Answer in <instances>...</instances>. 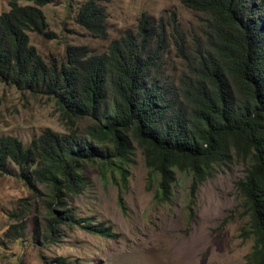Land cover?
Wrapping results in <instances>:
<instances>
[{
    "label": "trees",
    "instance_id": "16d2710c",
    "mask_svg": "<svg viewBox=\"0 0 264 264\" xmlns=\"http://www.w3.org/2000/svg\"><path fill=\"white\" fill-rule=\"evenodd\" d=\"M109 1L86 0L78 9L76 23L94 38L108 37L104 4ZM48 2L9 0L0 14V80L52 99L68 130L45 128L28 145L0 136V175L14 165L31 190L41 184L50 192L51 217L41 236L55 242L60 226H76L118 237L111 227L77 218L66 207L63 199L86 186L85 163L97 165L103 177L114 167L126 188L123 166L139 149L148 187L156 182L154 199L166 203L177 172L190 175L194 196L215 166L236 160L244 165L236 192L248 218L242 234L252 241L247 264H264V0H182L202 14L200 34L184 35L175 19L168 33L162 19L142 14L137 31H125L106 52L67 45L61 63L46 62L30 45L31 33L53 35L46 32L42 11ZM168 37L184 67L175 80L163 61ZM80 120L89 121L83 133ZM118 204L125 211L121 197ZM25 224H11L4 236L22 238ZM55 262L71 264L63 257Z\"/></svg>",
    "mask_w": 264,
    "mask_h": 264
},
{
    "label": "rangeland",
    "instance_id": "374dc122",
    "mask_svg": "<svg viewBox=\"0 0 264 264\" xmlns=\"http://www.w3.org/2000/svg\"><path fill=\"white\" fill-rule=\"evenodd\" d=\"M85 1L49 0L42 7L46 32L53 35L31 33L29 39L46 62L61 63L67 45H85L93 53H104L125 31H137L142 14L162 19L168 33L174 19L177 30L186 36L200 34L202 28V14L186 8L182 0H110L104 4L108 37L94 38L75 22ZM8 3L0 0V14L9 9ZM166 43L163 61L175 80L184 71L183 62L170 37ZM77 123L83 133L89 121ZM45 128L60 134L68 131L59 121L53 100L0 80V136H14L28 145ZM123 167L128 171L126 188L114 167L103 177L97 165L85 163L83 191L63 199L77 218L109 226L118 237L107 239L76 226H60L57 240L49 242L40 234L51 217L49 190L41 184L31 190L16 176V166L10 165V173L0 175V264H56V257L71 264H247L252 241L242 234L248 218L236 192V183L244 176L241 162L215 166L194 196H190V175L177 172L171 200L166 203L154 199L156 182L148 187V169L139 149ZM120 197L125 211L118 204ZM22 220L26 221L23 237L8 240L5 231Z\"/></svg>",
    "mask_w": 264,
    "mask_h": 264
},
{
    "label": "clouds",
    "instance_id": "9594fccd",
    "mask_svg": "<svg viewBox=\"0 0 264 264\" xmlns=\"http://www.w3.org/2000/svg\"><path fill=\"white\" fill-rule=\"evenodd\" d=\"M80 7V6H79ZM79 9V8H78ZM76 17V16H75ZM76 22V21H75ZM108 32V31H107ZM79 46V45H78Z\"/></svg>",
    "mask_w": 264,
    "mask_h": 264
}]
</instances>
